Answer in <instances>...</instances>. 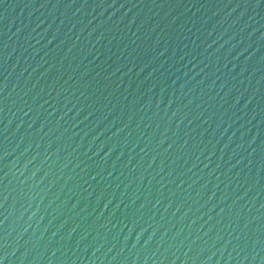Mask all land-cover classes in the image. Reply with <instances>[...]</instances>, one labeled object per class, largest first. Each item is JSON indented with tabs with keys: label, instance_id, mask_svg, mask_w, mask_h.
Here are the masks:
<instances>
[{
	"label": "water",
	"instance_id": "obj_1",
	"mask_svg": "<svg viewBox=\"0 0 264 264\" xmlns=\"http://www.w3.org/2000/svg\"><path fill=\"white\" fill-rule=\"evenodd\" d=\"M0 264H264V0H0Z\"/></svg>",
	"mask_w": 264,
	"mask_h": 264
}]
</instances>
